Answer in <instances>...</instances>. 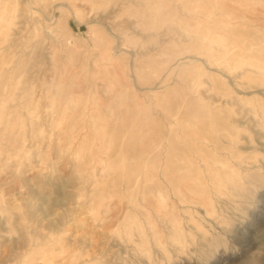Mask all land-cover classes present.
I'll return each instance as SVG.
<instances>
[{
    "label": "rangeland",
    "instance_id": "1",
    "mask_svg": "<svg viewBox=\"0 0 264 264\" xmlns=\"http://www.w3.org/2000/svg\"><path fill=\"white\" fill-rule=\"evenodd\" d=\"M262 9L264 0H0V249L12 250L11 238L24 233L79 230L77 219L99 215L101 198L77 161H92L86 170L103 180L93 158L105 163L115 136L85 139L75 159L59 139L64 127L77 121L83 132L95 113L116 123L117 134L133 109L163 131L174 100L180 115L197 106L211 120L227 119L237 154L250 161L242 196L211 192L208 214L176 203L179 237L151 209L160 243L145 242L140 253L93 236L52 250L51 264H264ZM12 132L18 153L7 152Z\"/></svg>",
    "mask_w": 264,
    "mask_h": 264
},
{
    "label": "bare ground",
    "instance_id": "2",
    "mask_svg": "<svg viewBox=\"0 0 264 264\" xmlns=\"http://www.w3.org/2000/svg\"><path fill=\"white\" fill-rule=\"evenodd\" d=\"M90 1L92 5L97 2V0ZM259 13L264 15V9L259 10ZM183 27L184 25H181V28ZM225 27L228 25L225 24ZM228 30L231 31V26ZM164 46L169 47L166 43ZM260 47L263 52L262 58L259 59L262 60L260 67L264 68V43ZM229 53L232 52L225 48L223 55ZM169 56L170 54L163 62L170 61ZM190 80L192 79L189 78L188 81ZM257 90L263 93L264 86L257 87ZM190 91L189 89L187 93L189 97L184 95L186 104L191 103L190 98L193 93ZM164 96L160 93L153 94V97L159 101H162ZM121 105L123 106L124 103ZM135 105L137 106L136 103ZM167 105L172 111L165 115L167 120L163 131H160L156 121L154 126L151 124L149 114L143 113L138 118L132 109L129 120H126L125 116L122 118L123 112L116 107H114L115 111L121 113V118L124 120L117 134L115 133L116 123L107 124L95 113L89 115L92 120L85 125L87 128L83 132L80 131L82 126H78L77 121L64 127L59 139L62 141V147L74 155L75 159L85 139L92 140L106 135V141H109L110 137L115 136L113 141L115 148L104 158L105 163L100 162L102 158L97 156L93 158V168H98L97 173L102 175L103 180L96 177L94 170L90 173L86 170L92 161H77V166L81 168L80 174L85 176L87 184L95 189L96 197L101 198L99 215L91 219H88V215L77 219L80 222V231L64 226L55 234L41 232L42 236H33L24 233L13 237L10 240L14 245L12 250L6 246L0 249V257L5 259L0 264H51L50 261L53 260L50 254L54 256L51 253L52 250L58 249L62 252L61 249L65 248L68 241L75 246L79 239L83 241L93 236L97 242L102 239L110 243V239H114L118 248L140 253L145 249V242L149 241L156 245L160 243L151 220V209H154L157 217L169 225L171 235L179 237L181 230L174 207L176 203L198 209L204 208L205 213L208 214L213 211L211 192L218 198L225 195L242 196L240 189L246 186L248 181L242 180L241 168L246 167L245 165L250 161L237 154L235 146L238 138L227 126V119L217 117L211 120L207 117L206 111L197 106H194L195 109H185V115H180V110H175L178 104L174 100ZM4 116L5 114L2 117ZM95 116L98 120L94 119ZM16 133L12 132L9 138L7 152L18 153L22 149ZM85 147L94 148L96 152L100 151L99 144H90ZM26 152H22L24 156L27 155ZM120 236H124L125 240L116 238ZM173 240L176 239L173 238ZM75 250V247L66 250L65 260L72 259Z\"/></svg>",
    "mask_w": 264,
    "mask_h": 264
}]
</instances>
